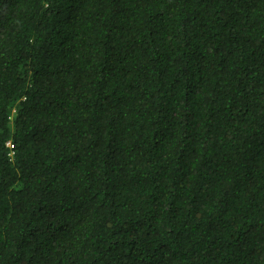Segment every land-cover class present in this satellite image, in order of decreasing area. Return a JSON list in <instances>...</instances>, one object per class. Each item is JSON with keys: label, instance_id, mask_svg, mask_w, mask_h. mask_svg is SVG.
<instances>
[{"label": "trees", "instance_id": "1", "mask_svg": "<svg viewBox=\"0 0 264 264\" xmlns=\"http://www.w3.org/2000/svg\"><path fill=\"white\" fill-rule=\"evenodd\" d=\"M0 264H264V0H0Z\"/></svg>", "mask_w": 264, "mask_h": 264}, {"label": "clouds", "instance_id": "2", "mask_svg": "<svg viewBox=\"0 0 264 264\" xmlns=\"http://www.w3.org/2000/svg\"><path fill=\"white\" fill-rule=\"evenodd\" d=\"M9 145H7V147H10L11 146V144L10 143H8Z\"/></svg>", "mask_w": 264, "mask_h": 264}, {"label": "built area", "instance_id": "3", "mask_svg": "<svg viewBox=\"0 0 264 264\" xmlns=\"http://www.w3.org/2000/svg\"><path fill=\"white\" fill-rule=\"evenodd\" d=\"M7 145H9V144H7ZM11 147V146H10Z\"/></svg>", "mask_w": 264, "mask_h": 264}]
</instances>
